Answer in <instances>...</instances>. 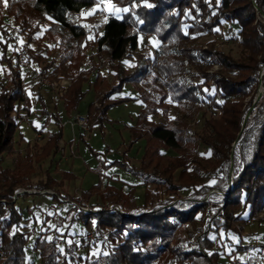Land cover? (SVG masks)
Returning a JSON list of instances; mask_svg holds the SVG:
<instances>
[{
  "label": "trees",
  "instance_id": "trees-1",
  "mask_svg": "<svg viewBox=\"0 0 264 264\" xmlns=\"http://www.w3.org/2000/svg\"><path fill=\"white\" fill-rule=\"evenodd\" d=\"M97 1L6 0L5 7V0H0V21L12 15L18 32L26 35L21 46L38 62L42 73L55 80L69 78L61 94L66 110L76 109L92 71L110 66L111 78L93 83L96 97L85 111L90 128L97 124L103 131L110 105L131 99L141 103L135 122L128 125L130 137L120 157L108 159L89 145L97 156L93 168L99 179L71 198L69 218L82 220L86 232L79 245L100 240L104 249L79 252L71 239L62 250L46 227L31 243L38 250L40 264H227L220 260V244L214 245L210 232L236 229L234 223L245 208L255 214L264 207V91L254 99L259 83L264 88V0H113L128 11L108 15L100 31L79 16L82 8ZM223 19L236 24L234 32L242 46L237 56L214 46L212 39L200 40L201 32ZM41 24L46 28L35 36ZM146 33L159 38L156 63L164 74L153 69L154 55L148 52L137 54L133 67L121 61ZM53 40L57 51L48 57L41 48ZM31 41L39 48L29 45ZM0 44L5 71L0 85L1 159L6 150L13 149L19 100L25 98L28 109L31 101L23 88V70L15 52H7L9 41L0 39ZM93 46L94 51L88 52ZM217 61L222 65L209 70ZM124 82L135 83L138 93L118 94ZM168 98L183 110L168 116ZM207 103L217 108L216 114L208 116L203 111L201 124L190 125L195 109L205 110ZM41 108L47 110L43 104ZM54 121L57 126L48 132L40 151L16 153L12 165H0V264H27L25 247L34 232L33 224L19 226L23 213L17 196L29 191L14 193L15 187L53 188L62 181L50 173L41 180L31 178L35 162L56 151L63 137V122L57 116ZM139 137H144V150L134 163L127 151ZM200 142L208 145L206 154L197 152ZM168 147L176 153L164 151ZM112 163L141 177L143 201H135L134 186L123 189L102 182L103 169ZM183 187L192 188L190 198L161 197L162 192L177 193ZM215 187L225 189L218 201L211 199V190L203 198ZM53 190L55 201H64ZM95 192L100 197L97 206L88 210L77 205L82 196ZM189 223L201 231L195 239L187 228ZM89 230L94 232L91 239ZM233 246L243 247L240 241Z\"/></svg>",
  "mask_w": 264,
  "mask_h": 264
},
{
  "label": "rangeland",
  "instance_id": "rangeland-1",
  "mask_svg": "<svg viewBox=\"0 0 264 264\" xmlns=\"http://www.w3.org/2000/svg\"><path fill=\"white\" fill-rule=\"evenodd\" d=\"M111 6H114L117 9H125L127 6H122L119 4H115L113 0H106L105 3H100L98 0L96 3L91 4L90 6L82 8L80 12L81 20L87 24H92L100 31L104 19L108 15H118L123 13L124 11L114 12L111 10ZM93 9L96 11L92 14L90 13ZM103 9V10H102ZM85 13V15H81V13ZM41 28L35 30L34 35H41L43 30L46 28V24H41ZM236 24L233 23L230 19L215 24V26L207 31L201 32L200 40L207 41L212 39L214 41V46H220L222 49L229 51V53H233L237 56L240 51H242V46L240 45L238 38L236 36ZM92 31L90 32V35ZM25 32H18L17 27L13 24L12 15H5L2 21H0V39L9 41L7 46V52L12 50L15 52L16 48L20 47L24 43ZM54 43L50 41V44L42 47V52L48 55L52 53L56 54L57 48L56 46H52ZM158 43L159 38L155 34L146 33L141 35L139 44L136 48L129 50L127 55H123L121 57V61L127 67H133V63L135 61V57L137 54L141 52H148L151 55H154L153 69L156 72L159 71L158 64L156 61L160 59L159 51H158ZM31 46L35 48H39L40 45L37 42L31 41ZM2 48L0 44V54ZM88 52L94 51V46L87 49ZM32 64L36 67L40 65L38 62L34 61L31 57ZM126 62V63H125ZM87 65V62L85 63ZM221 61H217L213 66L209 68L215 69L218 66H221ZM4 62L1 60L0 56V85H2L5 81V77L3 75L4 71ZM23 72L25 70L21 67ZM109 65H105L99 67L98 69H94L90 75L89 81L84 84L86 87L85 95L79 99L77 110H66L62 106V96L60 95L57 98H53L49 101L50 109H47L45 119L42 117L37 121V117L39 115H43L45 113L41 108V101L35 102L33 101L32 110L33 117H31V122H20L18 128L15 129L13 138L15 141L13 142V149L6 150L8 152L3 153L0 159V165H12L13 155L16 153H25L26 150L30 151H40L42 143L48 139L49 124L47 120L51 121L52 116H57L61 122H63V134L62 138L58 140L56 151L46 155L45 157H41L38 161L35 162L36 169L32 172L31 178L36 180H41L45 178L46 173H50L53 177L61 179V183H57L53 188L52 187H30L28 190V194L21 193L17 196L16 202L22 208V219L20 220V227H27L33 224L34 232L30 233V236L27 241V246L34 249L31 243L33 242V237L38 231L43 230L44 228H48L46 231L49 235H55L59 247L64 249V245L73 239L75 243L79 246L76 251L85 252L86 250L89 252L97 253L99 250L104 249L103 245H101L100 240L90 241L85 246L79 245V238L86 235L85 227L82 226L80 219L71 220L70 214L72 212L73 206L71 205V198L80 195L81 190L83 188H87L91 183L96 182L99 179L98 172L94 170L93 167L97 164V156L94 155L89 145L94 149H100V153L103 154L108 159L111 157H120L121 152L123 150L124 144L128 141L130 137V133L128 131V125L135 122V116L138 109L141 107V103L139 99H131V100H123L120 103L115 105H110L107 111V116L110 118L106 120L104 129L101 131L97 124H94L91 128L89 125L85 128L76 120V115L80 113H84L86 111L85 106L89 102V98L93 94L92 89H87L92 86L94 82L102 83L106 80V78H111L112 71L110 70ZM264 69V65L262 66V70ZM161 73V72H160ZM164 74V73H161ZM166 77V76H165ZM168 79V77L166 78ZM259 86L262 85L259 83ZM54 92L55 89L52 87ZM264 91H260L259 95ZM130 93L135 94L138 93V89L136 88V84H132V82H124L120 93ZM256 95V93H255ZM257 96V98L259 97ZM221 99V96L219 97ZM255 98V97H254ZM53 102V104H52ZM168 104H170V109H168L167 115L173 116L180 110H183L181 104H178L176 101L168 98ZM207 103L205 104V110L200 108V110L194 111L193 115H191L190 125L193 124L196 127L201 124L202 117L201 113L204 111L205 115L212 116L217 112V108H214ZM252 113L248 110L247 115H250V120L252 119ZM154 118L163 119L161 114H154ZM57 126V125H56ZM50 127V126H49ZM144 137H139L132 143L131 148L127 151V155L129 156L130 161L137 163L140 159V154L144 150ZM197 152L201 154H206L208 152V145L199 143ZM164 151H169V153H176L174 148H165ZM163 151V152H164ZM70 173L66 175V173ZM103 183L112 182L116 186H121L123 189L129 188L130 186H134L135 195L134 199L136 202L143 201V196L145 192L144 183L140 179V176L133 175L126 168H122L121 165L118 164H110V166L103 169ZM22 187V186H21ZM56 188L57 192L60 193V196L68 198L62 202L58 200L55 201L53 195L55 192H49L48 189L53 190ZM41 191H38V190ZM211 189V188H210ZM222 189V188H221ZM220 188H212L210 191L211 199L214 201L219 200V194L221 190ZM192 188H180L177 193L170 192H162L161 197H175L178 198L180 196L191 197ZM209 191L206 193L208 195ZM213 191V192H212ZM212 192V193H211ZM45 193L52 194V196L44 197L39 196ZM205 193V194H206ZM205 194L203 196H205ZM53 198V201L49 202L48 198ZM74 199V198H73ZM100 201L99 193L95 192L91 194L89 197L82 196L79 203L88 204L90 208L93 206H97V203ZM117 204V203H116ZM119 205V204H117ZM210 205V204H209ZM210 207H213L210 205ZM89 208V209H90ZM211 213V212H210ZM223 214H220L222 216ZM201 221V220H200ZM233 221V220H231ZM203 223V222H199ZM238 220L235 225L238 224ZM238 226V225H237ZM187 228L192 231V239H195L200 235L201 231L199 229L193 228V226L189 223L187 224ZM90 231V230H89ZM213 235V239L216 236H219V243H221V233L217 234L210 232ZM91 239V237L89 238ZM214 241V240H213ZM215 242V241H214ZM38 252V251H37ZM37 252H34L35 259H31L30 264H40L39 255Z\"/></svg>",
  "mask_w": 264,
  "mask_h": 264
},
{
  "label": "crops",
  "instance_id": "crops-1",
  "mask_svg": "<svg viewBox=\"0 0 264 264\" xmlns=\"http://www.w3.org/2000/svg\"><path fill=\"white\" fill-rule=\"evenodd\" d=\"M63 81H69V78L67 76L59 78ZM87 89H92L93 90V94L91 95V98H89V101L93 100L94 97H96V92H95V88L92 84V86L90 88ZM34 94H36L38 96V98L36 100H34L35 102L41 101L40 106L43 104V106L45 107V109H50L49 107V101L52 100L53 98H57L60 95H57L54 90L52 89V87L48 86L47 84H41L38 86L37 91L34 93L32 92V96H34ZM33 99V97H32ZM63 99L64 97L62 96V106H63ZM53 104V102H52ZM33 105V101L31 102V107ZM64 108V106H63ZM86 111H87V105L85 106ZM76 111V109H74ZM73 110V111H74ZM45 112V111H44ZM33 113H35L34 111H32L31 116L33 117ZM43 115H39V117H37V121L34 120V122H38L39 119H41L42 117H44L45 119V113H42ZM47 123L49 124V126H47L50 130H53V128L56 127L57 123H55L54 121V116H52L51 121L47 120ZM41 196H52V194L49 193H45ZM49 202L53 201V198H48ZM238 227L236 229L234 228H230V229H222L221 230V243H219L220 245L218 246V248L220 249V251H222L220 254V260L221 261H226L227 264H230L229 258L230 255L229 253V248L233 245H235L237 243V241L241 242V245H243L242 248H240L239 253H241L242 255V262H244L246 259L251 258L252 256L255 257H259L261 260V264H264V216H260V215H256V213L254 214H249L248 212V208H245L242 211L241 217H239L238 219ZM26 248V247H25ZM38 250H34L32 248H30V250L28 248H26V252H25V262L27 264H30L31 259H35V254L34 252H37ZM38 254V252H37ZM39 255V254H38ZM39 257V256H38Z\"/></svg>",
  "mask_w": 264,
  "mask_h": 264
},
{
  "label": "built area",
  "instance_id": "built-area-1",
  "mask_svg": "<svg viewBox=\"0 0 264 264\" xmlns=\"http://www.w3.org/2000/svg\"><path fill=\"white\" fill-rule=\"evenodd\" d=\"M15 55H16V62L19 64L25 72H23V88L25 92L27 93L28 96H30V101H34L38 98L36 94H34L33 99L31 97L32 92H36L38 89V86L41 84H47L50 87H53L56 91L57 95H61L63 91L65 90L66 85L69 83V81H63L61 79H53L49 78L45 74L42 73V70L40 67H36L32 64L31 57L27 55L26 50L23 46H20L16 48L15 50ZM156 67V66H154ZM165 77V75H163ZM167 78V77H165ZM25 99V98H24ZM19 100L18 102V114H17V121L20 123L22 121L26 122H31V113H32V107L30 106L29 109L25 107V100ZM76 120L82 124L85 128L89 125V121H87L86 115L84 113H80L76 115ZM30 190V187H21V186H16L14 189V193L16 192H22V191H28ZM38 190V189H37ZM49 192H55L54 190L48 189ZM211 190V189H209ZM208 190V191H209ZM41 191V190H38ZM220 193L225 191V189L219 190ZM60 199L62 200H67L68 198L58 195ZM207 196V193L205 194L204 197ZM76 203V202H75ZM212 206L213 202H210ZM81 208L83 209H88L90 210L88 204L84 203H77ZM115 207L120 208L119 205L113 203ZM256 215L264 216V207L256 212ZM90 237L94 235V232L92 230L89 231ZM214 245H217L219 243V236L214 237L213 239ZM240 248L238 246H231L229 248V261L230 264H261V260L259 257L252 256L251 258L246 259L244 262H242V255L239 253Z\"/></svg>",
  "mask_w": 264,
  "mask_h": 264
},
{
  "label": "snow or ice",
  "instance_id": "snow-or-ice-1",
  "mask_svg": "<svg viewBox=\"0 0 264 264\" xmlns=\"http://www.w3.org/2000/svg\"><path fill=\"white\" fill-rule=\"evenodd\" d=\"M106 2V0H100V3H105ZM151 5H149V7H150ZM5 7H7V2H6V0H5ZM103 10V9H102ZM111 10L112 11H114V12H120V11H128V9H117V8H115L114 6H111ZM96 11V9H93L90 13H87V14H92V13H94ZM81 15L83 16V15H85V13H81ZM85 27H87V25H85ZM126 63V62H125ZM221 103H222V101H221ZM209 155H210V153H209Z\"/></svg>",
  "mask_w": 264,
  "mask_h": 264
},
{
  "label": "water",
  "instance_id": "water-1",
  "mask_svg": "<svg viewBox=\"0 0 264 264\" xmlns=\"http://www.w3.org/2000/svg\"><path fill=\"white\" fill-rule=\"evenodd\" d=\"M261 72H264V69L263 70H261ZM261 84V83H260ZM262 85V84H261ZM262 90V87H260L259 86V89L257 90V92H256V95H255V98L254 99H256L257 98V96L259 95V93H260V91ZM248 113V110H247V112H246V114Z\"/></svg>",
  "mask_w": 264,
  "mask_h": 264
}]
</instances>
